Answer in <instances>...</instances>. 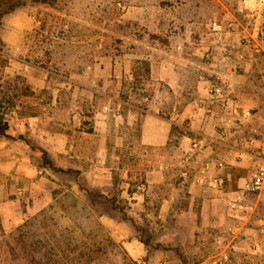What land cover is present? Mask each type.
Listing matches in <instances>:
<instances>
[{
	"label": "rangeland",
	"instance_id": "rangeland-1",
	"mask_svg": "<svg viewBox=\"0 0 264 264\" xmlns=\"http://www.w3.org/2000/svg\"><path fill=\"white\" fill-rule=\"evenodd\" d=\"M130 5L129 0H0V14L23 10L31 18L25 33L10 29L11 41L0 38V121L10 125L12 139L22 132L27 138L25 126L31 124L66 126L68 134L66 145L44 144L45 153L28 146L39 172L24 180L23 195L14 191L13 202L0 203V264H195L193 245L176 231L178 212L160 214L155 195H147L146 209H133L127 196L145 190L147 171L162 165L170 173H195L206 156L204 147L192 153L140 142V114L161 86L148 80L144 26L123 17L128 10L133 14ZM152 5L175 17L164 35L148 38L172 43L184 38L191 22L190 37L208 36L209 25L224 24L229 15L246 27L240 44L264 48V0H157ZM3 31L0 26V35ZM232 39L225 35L224 43ZM155 73L152 79L158 80ZM249 74L246 92L257 102L250 112L264 119V70L251 67ZM98 112L106 115L104 130L94 129ZM115 117L123 120L115 125ZM179 133L172 131L171 144ZM30 140L39 146L36 138ZM181 152L188 163L179 162ZM135 240L148 249L138 259L125 245ZM176 244H184L185 251L174 249Z\"/></svg>",
	"mask_w": 264,
	"mask_h": 264
},
{
	"label": "crops",
	"instance_id": "crops-1",
	"mask_svg": "<svg viewBox=\"0 0 264 264\" xmlns=\"http://www.w3.org/2000/svg\"><path fill=\"white\" fill-rule=\"evenodd\" d=\"M129 1L132 3L129 9H134L133 14L128 10L123 17L134 19L144 26L143 32L146 37L144 38V56L146 65L151 70L148 80L161 86L158 90L160 94L158 95L156 91V95L152 96L154 103L140 114V142L149 147H174L177 151L188 149L192 152L197 151L194 148V141L202 135L205 138L202 152H205L206 156L200 164L204 161L223 162L225 167L219 172L225 177V189H234L237 180L247 174L249 164L247 161L234 162L228 157L224 145L214 140L217 136L214 124L218 122L220 115L195 109L191 100L203 93L208 80H214L216 76H219L233 82L234 95L241 109L250 110L253 104L257 105V102L253 103L246 92L250 68L264 70V48L260 45H254V48H251L249 45L240 44L237 40L247 32L246 27H238V24L226 33V37L231 36L235 42L225 44L228 49L225 56L220 54L216 49L217 46H212L210 35L200 34L198 37H190L192 30L188 25H192V22L184 28L182 32L184 38L172 43L148 38L153 34L164 35L170 19H173L175 14L170 16L161 5L157 10L152 5L157 0ZM30 25L31 18L23 10L3 14L0 26L3 27L5 31L3 34H5L0 35V38L8 43L11 41L8 37L10 29L25 33ZM178 44L181 45V49H177ZM209 49L213 54L212 63L204 57L205 51ZM153 70L158 80H153ZM40 81L45 84V77ZM39 87L42 89L44 85ZM173 107L177 110L176 114L172 112ZM133 112L131 116L137 113ZM97 114L100 115L99 118ZM97 114L94 117V129L104 130L108 124L105 120L106 115L103 112ZM122 120V117H115V125ZM127 123H130L129 120ZM249 123L245 122L242 127L246 136L250 132ZM25 129L26 137L36 138L37 145L42 148L47 143L54 146L66 145L68 136L66 126L53 128L50 125L31 124L25 126ZM173 130L181 132L176 144H171ZM186 131L190 133L187 134ZM28 153L29 148L25 142L0 135V203L13 202L11 197L14 191L23 195L24 188L26 189L24 180H32L33 176L39 172L31 163ZM181 154L179 162L188 163L189 156L182 152ZM220 155L223 158L219 159ZM162 167L161 165L158 170L145 173V190L142 188V192L136 190L127 192V196L133 200L131 203L133 209H146L147 195H155L160 199L158 204L160 214L171 210L178 212L175 219L176 231L185 236L184 243L193 245L195 264H231L233 262L234 264H264V243H259L262 236L258 229V218L264 217V207L259 208L248 221L237 220L230 216L223 195L211 187L195 182V174L201 165L197 167L198 170L195 169V173L191 170L170 173L164 171ZM160 187H165V191L159 193ZM181 217H185L187 222L179 221ZM255 244L258 245L257 252L252 251ZM125 245L128 253L135 259L141 258L148 251L145 244L136 240L127 242ZM174 249L185 251L184 244H176ZM223 257L226 258L223 259Z\"/></svg>",
	"mask_w": 264,
	"mask_h": 264
},
{
	"label": "built area",
	"instance_id": "built-area-1",
	"mask_svg": "<svg viewBox=\"0 0 264 264\" xmlns=\"http://www.w3.org/2000/svg\"><path fill=\"white\" fill-rule=\"evenodd\" d=\"M226 22H213L209 25V34L212 46L218 47L222 56L228 53L225 46V35L235 25L232 19L226 15ZM181 49V45H176ZM212 51L206 50L204 57L212 63ZM195 109H203L209 114L220 115L218 122L214 124L217 136L214 140L224 145L228 157L234 162L247 161L248 172L240 177L232 190L225 189V177L220 174L225 166L221 161H204L195 174V182L206 185L224 196L226 207L230 216L248 221L256 214L257 210L264 207V119L261 116H253L248 109H241L234 95V84L229 79L216 76L214 80H208L203 93L191 100ZM177 113L175 107L172 108ZM245 122L249 123L250 132L246 136L242 127ZM262 126V127H261ZM201 135L195 140V149L201 151L205 142ZM259 232L264 243V217L258 218ZM237 226V224H235ZM253 252L258 251V245H254ZM226 257H223L225 259ZM165 261L159 264H165Z\"/></svg>",
	"mask_w": 264,
	"mask_h": 264
},
{
	"label": "trees",
	"instance_id": "trees-1",
	"mask_svg": "<svg viewBox=\"0 0 264 264\" xmlns=\"http://www.w3.org/2000/svg\"><path fill=\"white\" fill-rule=\"evenodd\" d=\"M3 14H0V21H1V17H2ZM9 128H10V125L8 123L0 121V129H1L2 133H3V135L6 136V137H10V134L8 133V129ZM17 139H20V140L24 141L31 148L39 149L42 153H45L44 150L41 147L32 145L31 140L28 139V138H25L22 134H19L17 136ZM46 160H47V164L51 166L52 165L51 160L49 158H46ZM53 169L59 170V168H53Z\"/></svg>",
	"mask_w": 264,
	"mask_h": 264
}]
</instances>
